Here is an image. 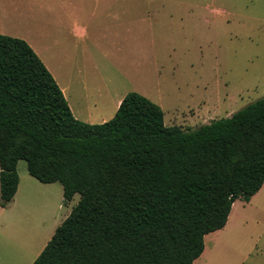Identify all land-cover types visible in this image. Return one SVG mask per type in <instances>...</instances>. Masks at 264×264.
<instances>
[{
    "label": "trees",
    "instance_id": "16d2710c",
    "mask_svg": "<svg viewBox=\"0 0 264 264\" xmlns=\"http://www.w3.org/2000/svg\"><path fill=\"white\" fill-rule=\"evenodd\" d=\"M78 202L32 264H192L232 204L264 183V96L194 129L164 123L130 91L114 116L76 119L22 38L0 34V206L17 190V162Z\"/></svg>",
    "mask_w": 264,
    "mask_h": 264
},
{
    "label": "rangeland",
    "instance_id": "374dc122",
    "mask_svg": "<svg viewBox=\"0 0 264 264\" xmlns=\"http://www.w3.org/2000/svg\"><path fill=\"white\" fill-rule=\"evenodd\" d=\"M83 5V21L77 22L99 41L96 47L64 36L61 47H69L66 53L50 56L48 25L43 40L36 39L39 32L29 33L22 25L14 32L22 30L46 47L43 55L33 50L48 66L82 70L86 81L88 77L96 83L105 76L103 84L119 83L120 94L136 91L146 96L161 107L168 126L194 129L264 96V0H86ZM118 14L133 19L139 44L124 53L110 45L118 31H124L113 19ZM16 170L19 192L14 208L19 215L3 219L11 228L23 227L24 247L35 243L33 254L24 260L31 264L79 194L64 202L60 182H40L22 159ZM233 204L222 232L205 237L206 251L198 264H239L258 240L264 247V184L248 204L240 198Z\"/></svg>",
    "mask_w": 264,
    "mask_h": 264
},
{
    "label": "crops",
    "instance_id": "0c3cea01",
    "mask_svg": "<svg viewBox=\"0 0 264 264\" xmlns=\"http://www.w3.org/2000/svg\"><path fill=\"white\" fill-rule=\"evenodd\" d=\"M85 1L86 0H0V34L11 36L16 34L20 38L28 40V42L30 41V45L39 55H43V53L46 54V47L42 44L38 46L32 41L34 40L32 36L29 34H22V30L16 31L19 33L14 32V29L19 27L18 25H22L29 33L34 31L39 32L40 35L38 36L36 34L37 37L34 36L33 38L36 37V39L40 40L44 39L42 32L47 30L46 25H48V37L51 40L49 46L50 56L55 55L59 57L66 53L64 51L69 47H61L62 44L64 45L62 42L64 36L65 39H72L74 41L77 39L87 40L88 42L91 41L89 47H96L99 41L94 42V37L88 34L86 26H82L77 22V20L83 21V16H81L83 9L81 8L84 6L83 4ZM75 8H77V10H75ZM113 19L116 21V25H122L124 27V31H118L116 35L117 39H115L116 42H110V45L114 46L116 50L122 53L133 47L136 49L139 44L137 42L138 38H136V34L133 32V19H120L119 14ZM32 26L34 29H32ZM13 32L15 34H13ZM84 47L85 46L82 48L85 51ZM45 66L60 87L73 116L80 121L94 124L111 119L121 100L126 95L118 92L117 88L119 83L113 82L106 85L103 84L102 80L106 79L105 76H102L101 80L96 83L95 81H90L88 77L86 81V76L82 70H78V73H74V71L70 70L67 66H56L55 63H50L49 66L45 64ZM98 73L99 72H97V74ZM89 84L92 86L91 90L89 89ZM18 190L19 182L11 203L6 207L0 206V264H26V262L24 263L25 258L30 257L36 248L34 242L30 244L28 248L24 247L23 227L20 226V224L11 228L3 219L5 215H19L18 210L14 208L19 192ZM251 198L249 201H245V203L248 204ZM233 206L234 204H232L231 210ZM225 226L218 229V231L222 232ZM208 234H206L205 237ZM261 237H264V235ZM47 242L41 246L42 248L36 251L33 256L36 255L35 257H37ZM212 242V244H214L216 240L213 239ZM258 243L259 240L251 247L249 256L247 258L244 257L239 264H264V247L260 248ZM217 246L220 247L221 245L216 244V247ZM257 250H259L258 256H254V252ZM205 251L206 245L204 246L202 254L196 258L192 264H198ZM259 254H261V256H259ZM28 264H30V262Z\"/></svg>",
    "mask_w": 264,
    "mask_h": 264
},
{
    "label": "bare ground",
    "instance_id": "6f19581e",
    "mask_svg": "<svg viewBox=\"0 0 264 264\" xmlns=\"http://www.w3.org/2000/svg\"><path fill=\"white\" fill-rule=\"evenodd\" d=\"M93 74V73H92ZM94 75V74H93ZM91 76V75H90ZM103 81V80H102ZM111 82V81H110ZM107 83L109 84V82L107 81Z\"/></svg>",
    "mask_w": 264,
    "mask_h": 264
}]
</instances>
